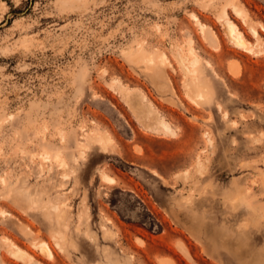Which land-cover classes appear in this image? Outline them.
<instances>
[{"label": "rangeland", "instance_id": "rangeland-1", "mask_svg": "<svg viewBox=\"0 0 264 264\" xmlns=\"http://www.w3.org/2000/svg\"><path fill=\"white\" fill-rule=\"evenodd\" d=\"M0 264H264V0H0Z\"/></svg>", "mask_w": 264, "mask_h": 264}, {"label": "bare ground", "instance_id": "bare-ground-1", "mask_svg": "<svg viewBox=\"0 0 264 264\" xmlns=\"http://www.w3.org/2000/svg\"><path fill=\"white\" fill-rule=\"evenodd\" d=\"M164 124V123H163ZM166 125V124H165Z\"/></svg>", "mask_w": 264, "mask_h": 264}]
</instances>
